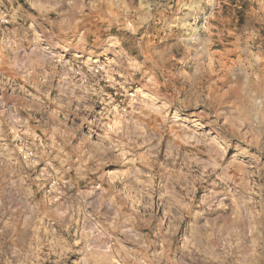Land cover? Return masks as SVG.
Segmentation results:
<instances>
[{
  "label": "rangeland",
  "instance_id": "374dc122",
  "mask_svg": "<svg viewBox=\"0 0 264 264\" xmlns=\"http://www.w3.org/2000/svg\"><path fill=\"white\" fill-rule=\"evenodd\" d=\"M0 264H264V0H0Z\"/></svg>",
  "mask_w": 264,
  "mask_h": 264
}]
</instances>
